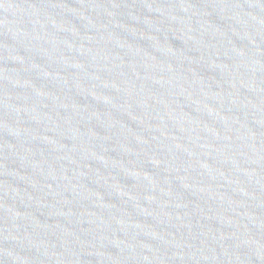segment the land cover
<instances>
[{"label":"water","instance_id":"95a60500","mask_svg":"<svg viewBox=\"0 0 264 264\" xmlns=\"http://www.w3.org/2000/svg\"><path fill=\"white\" fill-rule=\"evenodd\" d=\"M0 264H264V0H0Z\"/></svg>","mask_w":264,"mask_h":264}]
</instances>
